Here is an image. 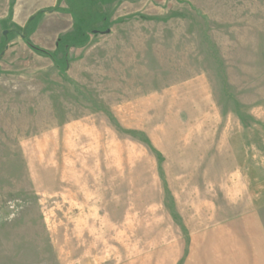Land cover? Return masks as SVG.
Listing matches in <instances>:
<instances>
[{
  "label": "rangeland",
  "instance_id": "obj_1",
  "mask_svg": "<svg viewBox=\"0 0 264 264\" xmlns=\"http://www.w3.org/2000/svg\"><path fill=\"white\" fill-rule=\"evenodd\" d=\"M55 5L0 0V264H264V0H106L65 72Z\"/></svg>",
  "mask_w": 264,
  "mask_h": 264
},
{
  "label": "trees",
  "instance_id": "obj_2",
  "mask_svg": "<svg viewBox=\"0 0 264 264\" xmlns=\"http://www.w3.org/2000/svg\"><path fill=\"white\" fill-rule=\"evenodd\" d=\"M62 1L67 5L65 8L59 6ZM104 1L106 0H56V5L53 8L38 11L36 16L53 10L67 12L72 16L73 28L71 32L57 37L56 48L52 52L33 46L29 42L28 35L31 31L27 29L29 28L28 24L21 28L23 31L22 36L33 50L49 57L59 71L65 72L68 68V53L70 48L86 45L91 34L109 33L108 16L102 12L98 5V3L104 4ZM36 16L33 20H29V24L34 22Z\"/></svg>",
  "mask_w": 264,
  "mask_h": 264
},
{
  "label": "water",
  "instance_id": "obj_3",
  "mask_svg": "<svg viewBox=\"0 0 264 264\" xmlns=\"http://www.w3.org/2000/svg\"><path fill=\"white\" fill-rule=\"evenodd\" d=\"M5 34H6V31L3 32V35H5ZM5 49H6V47H5Z\"/></svg>",
  "mask_w": 264,
  "mask_h": 264
}]
</instances>
